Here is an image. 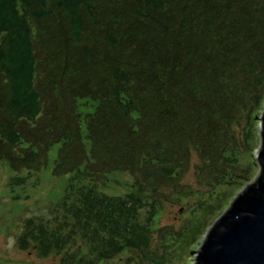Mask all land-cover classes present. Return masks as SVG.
<instances>
[{"label": "trees", "instance_id": "obj_1", "mask_svg": "<svg viewBox=\"0 0 264 264\" xmlns=\"http://www.w3.org/2000/svg\"><path fill=\"white\" fill-rule=\"evenodd\" d=\"M118 17L137 30L132 45L114 37ZM100 42L115 51L94 60ZM79 100L92 106L78 112ZM260 102L264 0H0V162L26 171L8 185L44 168L53 145L51 174L68 175L58 214L25 220L18 249L60 264L144 255L161 189L176 185L190 154L209 190L239 181L233 127ZM115 172L131 178L128 190L97 191V176Z\"/></svg>", "mask_w": 264, "mask_h": 264}, {"label": "rangeland", "instance_id": "obj_2", "mask_svg": "<svg viewBox=\"0 0 264 264\" xmlns=\"http://www.w3.org/2000/svg\"><path fill=\"white\" fill-rule=\"evenodd\" d=\"M119 12L120 10H117L116 14ZM121 22L118 17L117 24L112 26L114 37L124 45H132L137 30L134 29L132 21ZM164 26L160 25V28ZM141 30L144 35L150 34L146 26H142ZM162 37L165 38L163 34ZM148 41L160 45L161 50L165 51V45H161L155 37ZM82 45L88 47L87 40L82 41ZM114 51V47H108L105 42H100L93 51L95 55L93 59H99L102 52L113 55ZM163 61L165 64L168 62L167 59ZM102 66L107 67L106 61ZM103 74L104 70L98 73L100 76ZM67 81H70V78ZM95 90L98 102L102 106H107L106 99L110 96L108 84L99 82ZM260 103L259 107H251L252 111L247 119L241 116V121L233 127L238 159L236 173H240L241 177L238 179L240 182L209 190L203 183H197L192 170V166L197 164V159L190 154V160L185 171L176 180V185L161 189L160 208L156 212L154 224L156 231L149 239L145 254L138 251L125 252L98 264H192L195 252L214 222L260 173L261 168L254 159L259 146L257 124L263 107V103ZM76 106L77 111L82 113L87 111L85 106L92 105L87 100H79ZM104 112H109V108ZM82 125L84 124L79 125L81 131ZM56 149V145L51 146L47 152L46 166L37 172L28 171L27 179L19 186L10 187L8 179L16 174L24 176L26 171L12 172L5 161L0 162V264H60L56 257L38 258L33 250H19L17 247V238L25 220L30 219L34 224L39 222L50 224L54 215L58 214L54 205L63 195L68 175L51 174ZM84 152L88 153V147L84 148ZM243 168H246L245 173L241 171ZM97 177L93 185L97 191L107 195H119L127 191L131 180L126 174L118 172ZM148 257L153 259L149 260Z\"/></svg>", "mask_w": 264, "mask_h": 264}, {"label": "water", "instance_id": "obj_3", "mask_svg": "<svg viewBox=\"0 0 264 264\" xmlns=\"http://www.w3.org/2000/svg\"><path fill=\"white\" fill-rule=\"evenodd\" d=\"M257 131L260 174L214 222L192 264H264V102Z\"/></svg>", "mask_w": 264, "mask_h": 264}]
</instances>
